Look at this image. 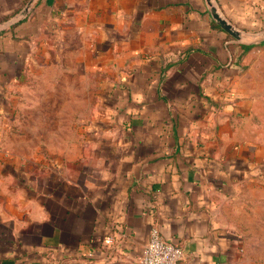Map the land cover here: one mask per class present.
<instances>
[{
	"label": "crops",
	"instance_id": "obj_1",
	"mask_svg": "<svg viewBox=\"0 0 264 264\" xmlns=\"http://www.w3.org/2000/svg\"><path fill=\"white\" fill-rule=\"evenodd\" d=\"M214 1L264 31V0ZM26 2L0 0V22ZM231 39L205 0H37L0 31V100L54 67L94 95L81 153L40 166L8 155L0 264H134L153 228L181 247L178 264H264L239 227L242 194L264 189V151L237 128L250 102Z\"/></svg>",
	"mask_w": 264,
	"mask_h": 264
},
{
	"label": "rangeland",
	"instance_id": "obj_2",
	"mask_svg": "<svg viewBox=\"0 0 264 264\" xmlns=\"http://www.w3.org/2000/svg\"><path fill=\"white\" fill-rule=\"evenodd\" d=\"M238 83L250 102L237 123L240 137L264 151V42L243 53ZM9 92L0 100L1 182L8 181L10 153L40 166L83 151L94 115L87 78L76 77L70 69L48 68L28 74ZM238 204L248 254L264 262V189L243 193Z\"/></svg>",
	"mask_w": 264,
	"mask_h": 264
},
{
	"label": "water",
	"instance_id": "obj_3",
	"mask_svg": "<svg viewBox=\"0 0 264 264\" xmlns=\"http://www.w3.org/2000/svg\"><path fill=\"white\" fill-rule=\"evenodd\" d=\"M36 1L37 0H27L25 5L19 11L4 21H1L0 31L23 21L29 15ZM205 3L212 20L232 38L230 42H235L245 46H252L264 42V31L258 34L249 35L238 29L226 17H224V15L219 11L214 0H205Z\"/></svg>",
	"mask_w": 264,
	"mask_h": 264
},
{
	"label": "built area",
	"instance_id": "obj_4",
	"mask_svg": "<svg viewBox=\"0 0 264 264\" xmlns=\"http://www.w3.org/2000/svg\"><path fill=\"white\" fill-rule=\"evenodd\" d=\"M181 257V247L168 241L158 229L153 228L150 239L134 264H178Z\"/></svg>",
	"mask_w": 264,
	"mask_h": 264
},
{
	"label": "trees",
	"instance_id": "obj_5",
	"mask_svg": "<svg viewBox=\"0 0 264 264\" xmlns=\"http://www.w3.org/2000/svg\"><path fill=\"white\" fill-rule=\"evenodd\" d=\"M249 46H245V49H247Z\"/></svg>",
	"mask_w": 264,
	"mask_h": 264
}]
</instances>
